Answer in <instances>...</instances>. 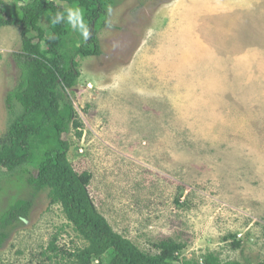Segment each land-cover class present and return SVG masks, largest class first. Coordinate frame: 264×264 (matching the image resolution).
<instances>
[{
    "label": "rangeland",
    "instance_id": "obj_1",
    "mask_svg": "<svg viewBox=\"0 0 264 264\" xmlns=\"http://www.w3.org/2000/svg\"><path fill=\"white\" fill-rule=\"evenodd\" d=\"M111 1L102 54L77 59L68 92L81 138L64 136L74 171L92 175L97 211L148 254L172 239L185 245L180 259L264 261V0ZM82 14H67L70 38ZM20 33L0 29V138ZM17 174L0 177V217L31 194ZM5 231L0 264H50L41 252L56 233L61 248L85 245L46 191Z\"/></svg>",
    "mask_w": 264,
    "mask_h": 264
},
{
    "label": "trees",
    "instance_id": "obj_2",
    "mask_svg": "<svg viewBox=\"0 0 264 264\" xmlns=\"http://www.w3.org/2000/svg\"><path fill=\"white\" fill-rule=\"evenodd\" d=\"M59 1L67 7L51 0H15L8 9L0 0V29L21 28L20 49L12 55L18 77L5 96L9 121L0 138V177L10 180L18 173L17 180L31 188L27 199L10 202L1 215L0 249L8 238L6 228L27 221L34 199L46 191L49 204L60 207L67 225L85 244L61 248L59 233L54 234L41 252L50 264H240L222 263L213 253L199 260L180 259L185 245L172 239L156 243L155 254H148L114 232L99 214L88 191L92 175L74 171L68 160L71 142L64 136L73 130L81 138L82 125L68 92L78 83L77 59L102 54L97 32L108 25L113 2ZM73 6L83 14L75 26L76 37L70 38L73 22L67 14Z\"/></svg>",
    "mask_w": 264,
    "mask_h": 264
}]
</instances>
